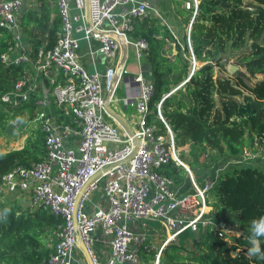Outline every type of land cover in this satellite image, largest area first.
Segmentation results:
<instances>
[{
    "label": "built area",
    "instance_id": "built-area-1",
    "mask_svg": "<svg viewBox=\"0 0 264 264\" xmlns=\"http://www.w3.org/2000/svg\"><path fill=\"white\" fill-rule=\"evenodd\" d=\"M23 3L0 0V27L11 32L14 40L0 59L6 65L30 62L35 73L25 70L1 99L17 106L29 102L31 95L38 97L34 96L38 108L34 121L43 133L45 152L41 160L18 164L6 172L1 177L0 195L19 192L26 196L28 207H42L61 218L52 233L53 249L43 264H88L80 240L94 264H145L142 249L149 242L146 231L152 227L145 219L158 222L160 226L152 229L161 228L166 233L163 246L182 231L201 226L215 225L223 237V226L213 222L205 209L215 182L205 179L200 185L194 180L162 115V101L168 94L155 107L167 134L155 133L154 126L145 125L144 119L150 111L154 84L144 70L138 72L135 108L141 115L140 129L133 128L138 145L128 158L134 148L133 136L119 123L108 120L111 116L105 110L116 99L118 81L127 71L125 64L113 62L103 71H89L78 60L80 41L92 39L99 46L91 53L98 51L114 60L126 42L135 47L139 60L148 42L145 38L132 40L128 35L139 18L159 12L147 0H56L60 18L56 43L51 48L41 46L31 59L20 35L15 34ZM38 75L47 80L40 93L32 83ZM72 136L77 137L75 146L68 143ZM247 156L255 155L244 152L241 159L226 164L244 161ZM171 160L188 171L192 192L182 195L183 183L177 185L160 172ZM97 172L99 175L87 183ZM97 190L102 192L99 197L103 204L90 199ZM102 244L108 247L104 259L96 253ZM160 253L152 264H159ZM76 254L83 255V261Z\"/></svg>",
    "mask_w": 264,
    "mask_h": 264
},
{
    "label": "trees",
    "instance_id": "trees-1",
    "mask_svg": "<svg viewBox=\"0 0 264 264\" xmlns=\"http://www.w3.org/2000/svg\"><path fill=\"white\" fill-rule=\"evenodd\" d=\"M187 2L188 6L185 0L160 3L165 18L173 27L182 28V34L173 33L150 13L139 18L130 33L133 40L145 38L148 42V48L143 51L144 74L153 82L154 92L145 125L154 126L155 133L167 134L155 107L168 94L162 101V115L176 145L189 144L193 156L191 168L199 165V154L207 146L212 151V164L224 165L231 159H241L247 146L253 151L260 146V153L253 158L263 157V160L261 166L245 162L227 164L228 168L224 167L208 192L215 200L211 204L214 217L224 224H235L239 231L237 235H228L222 230L232 241L220 237L217 227L211 225L192 239L193 250L176 242L169 244L161 263L264 264V259L250 258L247 254L250 224L264 216V154L261 153L264 149V0ZM53 10L55 15L50 24H46L49 13L45 16L43 37L29 41L31 59L41 46L51 48L56 43L60 18L57 9ZM19 19L21 24L29 22L25 15ZM13 44L12 33L0 27V54ZM173 49L175 52L171 53ZM236 49H242L237 60L245 71H235L234 78L225 75L213 78L215 67L223 69L224 55ZM192 57L202 63L193 70ZM25 67L30 65L22 62L6 65L0 59L1 128H6L13 115L37 106L35 95L36 98L31 95L29 102L16 107L1 99L12 90ZM256 74L262 77L253 84L244 81L245 76ZM35 133L36 138L30 135L23 147L0 152V181L16 165L41 160L45 152L43 133L39 128ZM181 169L171 160L160 172L178 184L182 181ZM60 222V217L42 207L22 206L17 198L0 201V264H43L53 249L52 233ZM51 235L53 243L47 246L46 238ZM259 239L264 251V237Z\"/></svg>",
    "mask_w": 264,
    "mask_h": 264
},
{
    "label": "rangeland",
    "instance_id": "rangeland-1",
    "mask_svg": "<svg viewBox=\"0 0 264 264\" xmlns=\"http://www.w3.org/2000/svg\"><path fill=\"white\" fill-rule=\"evenodd\" d=\"M186 2H187V0H185V3ZM24 3H27L29 5V8H31V6H33V5L34 6L32 9L28 8V12H27L28 14L27 13L25 14V18H27L29 22L25 24L23 21L21 24V21L19 20V29H18V32L17 31L15 32V34L20 35L19 37L21 39L23 46H25L26 48L29 49L31 46L29 43L30 39H36V38H42L43 37L44 30H43L42 26H43V23H45L44 19H45V16L47 15V13H49V15H48L49 18H48V20H46V24H50L52 18L54 17L55 12H54L53 8L55 7V1L54 0H24ZM163 12H164V10L161 9L160 13L164 14ZM168 23H169V25L174 26L170 22H168ZM175 32L182 34L183 30H182V28L178 27L175 30ZM130 48L132 49V51L130 52V55H129L128 60H127V66L128 67H132L136 61V59L134 58V51H133L132 46ZM241 51H242V49H238V50L236 49V50H231L230 52L226 53L224 55V59H223V69H221V68L219 69L218 67H215L213 78H215L216 76H221V75L230 76L231 78H234L236 75L235 71H238V70L245 71V69L239 64V61L237 60ZM173 52H175L174 49L172 50L171 53H173ZM201 64L202 63L199 61H196V63H195V60H194L192 66L193 67H195V66L199 67ZM230 65L236 66L234 72L228 71V67ZM89 71H92V70H89ZM261 77H262L261 74H256L253 77L245 76L244 81L246 83H248L249 85H251L257 79H260ZM122 86H123V81L120 82L116 96L117 95L120 96V94H122V90H123ZM173 90H171L169 92V94ZM10 105L16 107L15 105H12V104H10ZM8 108H12V107L8 106ZM37 109H38L37 107L35 109H32L31 111L28 109H24L19 114L13 115L11 117V119L9 120V123H8V124H12L11 132L7 131L8 125L6 126V128L0 127V152H5V151L10 150V149H17V148L23 147V145L26 142V139L30 135H32L31 136L32 139L36 138L35 137L36 136L35 130L37 128H40L39 123L37 121H34V117L36 115ZM10 112H13V111L10 110ZM135 116H136V114H135ZM136 120H137V118H136ZM260 149H261L260 146H257V149L255 151H253L252 147L249 148L247 146L242 150L241 155H243L244 152H247L248 155H250V156H254V155L258 156V154L260 153V151H259ZM261 153L264 154V149H262ZM211 155H212V151L208 146L206 148L202 149L200 154H199L198 161H197L199 165L194 167V168H191L193 156L190 154L189 144L179 146L180 159L184 162V164H186L187 168L190 169L192 177L194 178V180L196 182H199L200 185L203 184L205 179H211L212 178L213 181L216 182L218 174H220L222 172V170H225V168L227 167L226 163L224 165L217 164L218 162L212 164L211 163L212 162ZM262 158L263 157H261L260 160L259 159L257 160V159H254L253 157L248 158V156H247L246 158L242 159L244 161H241V162L250 163V164H258L261 166L262 160H263ZM233 160H236V159H231L229 161H233ZM241 162L236 161L235 165L237 163H241ZM219 165H221V166H219ZM180 175L182 177L181 183H183L182 186L184 187V190L182 191L181 194L184 195V194H187L189 192H192L193 186L191 185V182H190V179L188 176V171L187 170L185 171L184 168L182 167ZM179 184L180 183H178L177 185H179ZM98 191L99 190L95 191L91 195L90 199L94 200ZM13 198H17L19 203L22 204V206L26 207L27 198L25 195H22L19 192H14V193L5 192V193L0 195V201H2V202H9ZM207 200H208V203L206 204L205 209L207 210L208 216L212 219V221L223 226V230H226L228 235H234V234L237 235L239 231H237L235 229L236 228L235 224H233V223L224 224V222L220 218L216 219L214 217V215L212 214V212H211L212 205H213L212 202L215 201L214 196L212 194L211 195L208 194ZM143 221L145 223L150 224L152 227L160 226L158 224V222H151V220H147V219H145ZM220 222H222V223H220ZM152 227L150 230L148 229L146 231L148 234L147 239L149 242L146 243L145 244L146 247H143V249H142V257L144 259L145 264H152L155 261L156 255L159 254L160 251H161V253L159 255V264H163V263H161V260H165L164 250L166 249V247L169 244L174 243V242L181 244V245H184V246L188 247L190 250H193L194 247L191 245L192 239L194 237H196L198 234H200L202 229L204 228L201 226V227H198L196 230L186 229V230L182 231L181 233H179L174 239H170V241H168L167 244L165 246H163L162 243L165 240L166 233L161 228L152 229ZM223 238L226 240H230L225 236V234L223 235ZM231 241L232 240H230V242ZM52 243H53L52 235L47 236L45 244L47 246H51ZM96 244L97 243H94V246ZM98 248H99V250H96L97 255L99 256L100 259H104V251L101 250L102 248L99 245H98ZM182 252L186 253L187 251H182ZM82 256L83 255L76 254V257L78 259H80L81 261H83Z\"/></svg>",
    "mask_w": 264,
    "mask_h": 264
},
{
    "label": "crops",
    "instance_id": "crops-1",
    "mask_svg": "<svg viewBox=\"0 0 264 264\" xmlns=\"http://www.w3.org/2000/svg\"><path fill=\"white\" fill-rule=\"evenodd\" d=\"M54 1H55V8L57 9L56 0H54ZM147 1L153 6L155 11L159 12L157 14H155V13H150V14L160 18V20L163 23L167 24L169 29L173 30L172 32L174 33L177 28L173 27L172 25H169V23L167 22L168 20L165 18L164 14L160 13V10L162 9L161 8L162 6H161L160 3H161L162 0H147ZM33 6H31V8H29V5L27 3H23L22 8H21V10L19 12V17H21L22 15H25L28 12V8L32 9ZM128 36H129L130 39H132L130 37V34ZM98 46H99V42L96 41V40H93V39L90 40L89 42L85 41V40L80 41L79 47L77 49L78 60L88 70H92V71L95 70V69L103 71L106 68L107 65H110L113 62H115L117 65L118 64H121V65L125 64L124 65V69L127 68V71H125V73L122 74V76L119 79L118 84H117V90H118L120 82L123 81L122 94H120V96L117 95L116 99L115 98L112 99L111 102H110V105L117 112H119L123 116H125L126 119L128 120V122L131 124V126L135 129V127L137 125L136 118L138 119V115H137L138 112L136 111V108H135V97H137L138 87H137V82H136L135 77L137 76L138 72H140V71L143 72V70H144V56H143V53H142V56L140 57V59L137 60L136 55H135V47L133 45H131V44L123 42L121 44V46L119 47V49L117 50V52L115 54V57H114V60H110L108 58H105V56L102 55L98 51H94V52L91 53V50H97ZM131 46L133 48L134 58L136 59V61L133 64L132 67H128L127 66V60H128L129 55H130V52L132 51V49L130 48ZM26 49H27V51L29 53L30 50L28 48H26ZM16 50L19 51L20 49L17 47ZM192 59H191V63L193 64V61L195 59L193 57H192ZM26 64L30 65V67H25L26 68L25 70L30 72V74L35 73V70H34V67L32 66V64L30 62H26ZM195 67L192 66V70ZM145 77L150 79L146 75H145ZM43 81H44V83H43ZM32 83L36 87V90H37L36 92L40 93L42 91V83L47 85V80H46V78H42L41 75H38L36 80L32 81ZM117 90H116V93H117ZM116 93H115V95H116ZM51 111H54V107L53 106L51 107ZM135 114H136L137 117L135 116ZM107 118L111 122L115 121L112 117H107ZM115 122H117V121H115ZM40 131H41V129H40ZM76 139H77L76 136H72V137L69 138L68 143L71 144L72 146H75L76 145ZM101 193L102 192L99 190L97 192V194H96L95 199L92 200V201L93 202L95 201L97 203L103 204L105 202L104 199L99 197L101 195ZM101 247L103 248L102 250L104 251V257H106L108 255V247L105 244H102Z\"/></svg>",
    "mask_w": 264,
    "mask_h": 264
},
{
    "label": "water",
    "instance_id": "water-1",
    "mask_svg": "<svg viewBox=\"0 0 264 264\" xmlns=\"http://www.w3.org/2000/svg\"><path fill=\"white\" fill-rule=\"evenodd\" d=\"M197 2V0H196ZM86 7L87 6V2H86ZM189 29V28H188ZM189 32V30H188ZM188 43H189V38H188ZM235 65H230L228 67V71L229 72H234L235 70ZM105 110L106 112L115 120L117 121L125 130H127V132L133 136V141H134V148H133V152L130 154V156L128 158H130L136 151V148H137V145H138V139L134 133V130H133V127L131 126V124L128 122V120L126 119L125 116H123L121 113L117 112L110 104H107L105 106ZM11 127H12V124H8V128H7V131L8 132H11ZM100 172H97L96 174H94L89 180L87 183H89L90 181L94 180L98 175H99ZM86 183V184H87ZM83 190V188H82ZM79 245L80 247L82 248L83 252H84V255H85V259L87 261L88 264H94L93 262V259L89 253V251L87 250V248L85 247V245L83 244V242L80 240L79 241Z\"/></svg>",
    "mask_w": 264,
    "mask_h": 264
},
{
    "label": "clouds",
    "instance_id": "clouds-1",
    "mask_svg": "<svg viewBox=\"0 0 264 264\" xmlns=\"http://www.w3.org/2000/svg\"><path fill=\"white\" fill-rule=\"evenodd\" d=\"M8 210H4V216L6 217ZM250 235L247 239L249 245L247 249L248 256L259 257L264 259V251L261 250L260 237H264V216L259 219H254L249 227Z\"/></svg>",
    "mask_w": 264,
    "mask_h": 264
},
{
    "label": "bare ground",
    "instance_id": "bare-ground-1",
    "mask_svg": "<svg viewBox=\"0 0 264 264\" xmlns=\"http://www.w3.org/2000/svg\"><path fill=\"white\" fill-rule=\"evenodd\" d=\"M138 115V119H137V125L135 127L136 130H139L140 129V118H141V115L139 113H137Z\"/></svg>",
    "mask_w": 264,
    "mask_h": 264
}]
</instances>
